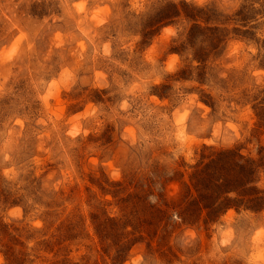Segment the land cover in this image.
Here are the masks:
<instances>
[{"label":"rangeland","instance_id":"374dc122","mask_svg":"<svg viewBox=\"0 0 264 264\" xmlns=\"http://www.w3.org/2000/svg\"><path fill=\"white\" fill-rule=\"evenodd\" d=\"M183 3L229 30L205 64ZM262 110L264 0H0V264H264V211L147 208L220 150L264 189Z\"/></svg>","mask_w":264,"mask_h":264},{"label":"trees","instance_id":"16d2710c","mask_svg":"<svg viewBox=\"0 0 264 264\" xmlns=\"http://www.w3.org/2000/svg\"><path fill=\"white\" fill-rule=\"evenodd\" d=\"M182 8L185 17L193 22L187 34L186 46L192 49L197 62L205 64L225 43L223 33L229 30L214 26L211 19L206 18V22H203L200 14L211 18L214 13L210 9L197 10L186 3L182 4ZM181 14L179 6H169L165 14L162 13L157 19L158 22H155L157 26L153 27L167 26ZM234 17H243V11H239ZM259 161L230 149L203 155L200 162L193 167L189 183H183L184 194L180 202L163 199L164 209L156 206L147 208L159 222L170 218L168 212L173 211L182 225L196 224L202 217L207 222L218 220L232 209L261 213L264 211V189L258 186L257 176L261 168ZM192 191L195 192L194 198ZM170 226L176 228L175 223ZM19 259L16 256L10 261L17 262Z\"/></svg>","mask_w":264,"mask_h":264}]
</instances>
